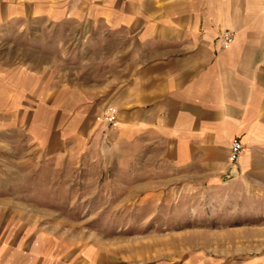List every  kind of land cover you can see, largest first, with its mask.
Listing matches in <instances>:
<instances>
[{
  "label": "crops",
  "instance_id": "crops-1",
  "mask_svg": "<svg viewBox=\"0 0 264 264\" xmlns=\"http://www.w3.org/2000/svg\"><path fill=\"white\" fill-rule=\"evenodd\" d=\"M35 26L37 38L0 40V124L43 128L50 151L72 137L83 151L103 145L116 154L112 181L135 170V184L163 182L157 215L221 186L226 199L256 193L247 207L264 240V0H0V34ZM80 27L74 52L61 29ZM110 106L116 129L96 122ZM235 137L247 152L227 181ZM242 264H264V250Z\"/></svg>",
  "mask_w": 264,
  "mask_h": 264
},
{
  "label": "rangeland",
  "instance_id": "rangeland-1",
  "mask_svg": "<svg viewBox=\"0 0 264 264\" xmlns=\"http://www.w3.org/2000/svg\"><path fill=\"white\" fill-rule=\"evenodd\" d=\"M99 28L86 30L93 35ZM68 30L61 29L63 36L79 42L68 48L65 67L86 33L84 27ZM37 32L36 26L5 31L0 40L29 39L28 33L37 38ZM111 107L96 122L116 129L118 115L117 127L104 119ZM45 135L27 122L0 124V264H242L264 250L256 211L247 207L256 202L255 190V197L226 199L228 189L221 186L185 204L175 197L157 215L163 182L135 184L129 176L135 170L112 181L120 170L116 154L103 153V145L90 139L83 151L84 142L72 137L50 151ZM224 175L234 180L237 171L231 173L228 163ZM123 192L128 196L120 198ZM156 225L163 230L147 231Z\"/></svg>",
  "mask_w": 264,
  "mask_h": 264
},
{
  "label": "built area",
  "instance_id": "built-area-1",
  "mask_svg": "<svg viewBox=\"0 0 264 264\" xmlns=\"http://www.w3.org/2000/svg\"><path fill=\"white\" fill-rule=\"evenodd\" d=\"M236 33L232 30L229 31H224L220 36H219V41L221 42L222 48L224 50H229L230 47L233 45L234 40H235ZM109 111L107 114L104 116L105 122L107 124H110L112 127H117L118 126V121H117V109L116 108H110L108 109ZM230 153L228 156V163L231 169V173L235 168L238 166L239 159L247 152V148L242 142V139L239 137H235L232 139L230 143Z\"/></svg>",
  "mask_w": 264,
  "mask_h": 264
}]
</instances>
